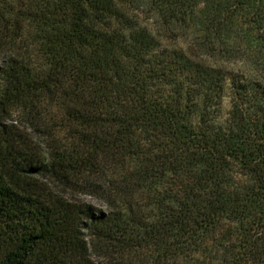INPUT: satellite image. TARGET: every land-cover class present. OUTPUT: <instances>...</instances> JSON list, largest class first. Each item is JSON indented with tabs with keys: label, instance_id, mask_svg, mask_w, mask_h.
<instances>
[{
	"label": "trees",
	"instance_id": "obj_1",
	"mask_svg": "<svg viewBox=\"0 0 264 264\" xmlns=\"http://www.w3.org/2000/svg\"><path fill=\"white\" fill-rule=\"evenodd\" d=\"M242 25L260 70L218 58ZM96 252L264 264V0H0V264Z\"/></svg>",
	"mask_w": 264,
	"mask_h": 264
},
{
	"label": "rangeland",
	"instance_id": "obj_2",
	"mask_svg": "<svg viewBox=\"0 0 264 264\" xmlns=\"http://www.w3.org/2000/svg\"><path fill=\"white\" fill-rule=\"evenodd\" d=\"M151 15L152 14L146 12L145 10H141L140 14H139V20L141 21V24L144 26L150 25L152 23V21H154L152 19ZM240 28L241 29H239V30H236L235 28L230 30V32L228 33L230 38L227 39L228 43H231V44H228L229 46L227 47L230 50V52H229V54L221 53V56H218V58L224 62V65L226 67H229V68L234 69V70L249 69L250 71H252V70H256V69H258V70L262 69L259 66L260 64L255 65V66H251V63H253L252 61H255L256 59H253L250 61L247 58L246 54H242L239 51L237 52L236 50H234V48L232 46L234 44H240L241 49L248 48L252 44L256 45V47L258 49L260 48L258 45L259 42H256L258 40V38L260 37L259 34H253L251 32L252 30L245 25H242ZM175 34L180 35V37L175 36ZM175 34L174 33L172 35L167 34L164 36L166 38L168 37L169 41L170 40H171V42L176 41V43H178V44L180 43L182 45H186V44L190 43L191 38H190L189 33H186V32L185 33H178V32H176ZM243 45H245V46H243ZM242 46H243V48H242ZM226 52H228V50H226ZM259 58H261V57H259ZM219 63H221V62H219ZM258 63H260V62L258 61ZM6 118L7 119L5 121V124L15 125L16 122H18V127L20 129L25 130L26 125L24 124L23 120H21L20 118H17L15 115L7 116ZM38 179L43 183L45 189H48L57 198H61L62 200L68 201L70 203L91 204V205L95 206L96 208L100 209L101 211L106 210V207L104 206L103 202L100 201L99 199H97L95 196H86V195L80 194L79 192H77V190L65 188L60 183L53 181L51 179H47V178H38ZM92 261L94 264H145V263H142L143 261H145L142 258H138L137 260L132 259V258L125 259L122 256L121 257L116 256L115 254L108 257L107 255L103 254V252L102 253L101 252L94 253V255L92 256Z\"/></svg>",
	"mask_w": 264,
	"mask_h": 264
}]
</instances>
